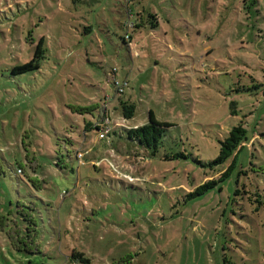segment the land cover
I'll return each mask as SVG.
<instances>
[{"label": "rangeland", "instance_id": "374dc122", "mask_svg": "<svg viewBox=\"0 0 264 264\" xmlns=\"http://www.w3.org/2000/svg\"><path fill=\"white\" fill-rule=\"evenodd\" d=\"M30 28L45 57L12 72L31 55ZM148 109L173 123L155 155L126 136ZM104 114L108 135L84 129ZM240 120L254 137L229 174L188 196L232 161L208 165ZM256 189L264 196V0H0V264H63L73 248L92 264H264ZM28 202L41 252L6 236Z\"/></svg>", "mask_w": 264, "mask_h": 264}, {"label": "trees", "instance_id": "16d2710c", "mask_svg": "<svg viewBox=\"0 0 264 264\" xmlns=\"http://www.w3.org/2000/svg\"><path fill=\"white\" fill-rule=\"evenodd\" d=\"M149 17L152 19L150 26L151 27L157 26L158 18L156 17V14L150 13ZM144 23L145 22L140 20L138 23H135L134 25L136 27H139V26H143ZM31 31L32 29L29 30L27 35L23 37V39L26 42H29V44H31V55L30 57L27 58V60H24L21 64L14 65L13 68L11 69L12 72H23L26 70L39 68L41 60L45 57V52H46L45 36L43 34L38 35L37 37L38 39L34 42L31 38ZM120 105H121L123 117L130 118L133 116L134 108H135L134 103H132L129 100H120ZM73 110L79 112L81 111L85 112L87 111V108L86 107L82 109L76 108ZM236 112H237L236 103L234 101H231L230 113L236 114ZM106 117L108 119V116H106L105 114L102 115L101 120L105 119ZM84 125H85L84 129L87 128L91 129L92 126L97 128L98 130L100 129L98 123L92 124L91 121L86 122ZM172 125L173 123L171 122L158 120L155 117L154 112L151 109H148L147 122L128 127L126 129V136L129 139L137 142L141 146L147 148L150 152V155H155L161 144V138L164 134L163 133L164 129ZM110 130H111V125L109 131L106 133L107 135L109 134ZM252 131L254 132V130ZM253 135L254 133L252 134L251 137L250 135H248L243 120H240L237 124L232 125L231 128L228 130L227 135L222 139L220 138L218 139V143H219L218 154L208 163V165L214 166L224 163L230 156H233L232 161L229 163V165L220 174L218 178H211L204 180L202 183L197 185L192 191H190L188 193V196L200 195L205 191H208L209 189L215 187V185H217V183L221 179H223L226 175H228L230 169L234 165L238 151H240L244 145L248 144L249 141L252 140L251 138L254 137ZM200 164L202 166L204 165V163L202 162H200ZM93 166L96 165L93 164ZM34 167H35V163L31 164L30 169L34 171ZM21 170L22 167L18 166L15 171L16 172L18 171L17 173L20 174L19 172H21ZM33 174H35V172H33ZM34 176L37 179V175L35 174L31 177L27 176L26 180L33 182L34 180H36L33 178ZM218 188L221 189L220 186H218ZM254 194L256 196L255 200L258 201L259 204L264 205V196L260 195L257 189L254 191ZM247 199L250 200V197ZM256 208L257 206L255 207V209ZM34 210H35V204L33 202L30 203L28 202L27 205L17 204L15 213L12 214L11 218H8V221L10 223H8L9 227L6 230V236L9 239L10 245L15 250L25 251L29 253L41 252L42 250V245L38 239V234H39L38 220L34 214ZM3 217L4 216H0V229H2V227L5 224L3 221ZM223 263L238 264L230 260L226 256L223 258ZM27 264H43V263L29 261ZM63 264H92V263H91V259L83 251L73 248L68 254V258H66ZM114 264H122V263L120 261Z\"/></svg>", "mask_w": 264, "mask_h": 264}, {"label": "built area", "instance_id": "2783aa9c", "mask_svg": "<svg viewBox=\"0 0 264 264\" xmlns=\"http://www.w3.org/2000/svg\"><path fill=\"white\" fill-rule=\"evenodd\" d=\"M120 89H121V87H118V90H120ZM105 119L103 121H101V124L99 125L100 126V129H99V132H98V137L99 138H103L104 135L110 129L109 121L107 119L106 120ZM82 157H83V152H77V158L80 160V159H82Z\"/></svg>", "mask_w": 264, "mask_h": 264}]
</instances>
